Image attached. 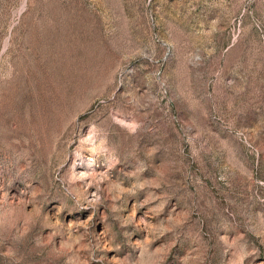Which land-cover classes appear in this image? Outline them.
<instances>
[{
	"label": "rangeland",
	"instance_id": "rangeland-1",
	"mask_svg": "<svg viewBox=\"0 0 264 264\" xmlns=\"http://www.w3.org/2000/svg\"><path fill=\"white\" fill-rule=\"evenodd\" d=\"M0 264H264V0H0Z\"/></svg>",
	"mask_w": 264,
	"mask_h": 264
}]
</instances>
